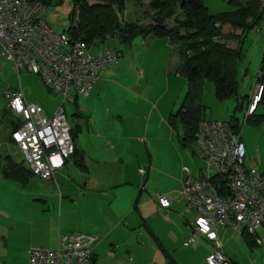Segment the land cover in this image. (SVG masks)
Listing matches in <instances>:
<instances>
[{
  "label": "rangeland",
  "instance_id": "374dc122",
  "mask_svg": "<svg viewBox=\"0 0 264 264\" xmlns=\"http://www.w3.org/2000/svg\"><path fill=\"white\" fill-rule=\"evenodd\" d=\"M228 1L203 0V4L210 14L217 15L231 11ZM126 2V11L123 15L125 21L140 20L143 24H148L146 23L148 19H144L146 6L135 5L134 0H126ZM44 7L42 21L54 32L62 33L66 28L64 23L67 22L72 10V1L49 0ZM222 30L228 33L229 28L224 27ZM155 41V39L145 41L137 39L131 48H125L117 38L112 37L106 39L103 44L92 47L90 49L92 53H97L99 49L109 50L113 54L122 53L117 60L118 64L115 66L113 64V67L110 66L102 71V73L110 71V76L114 77L115 83L110 87L112 93L107 88L92 91L91 94L89 93L88 100L85 97H78L76 104L71 102L72 96L64 102L62 96L49 92L40 77L26 69H21L17 74L13 71L10 61L0 58V155L5 151L14 163L22 164L26 168L18 149L6 144L10 135V123L15 121L16 116L13 114L4 116L7 95L12 90L21 89L25 93L26 102L39 105L43 116L50 117L62 104L66 122L70 128L80 126L86 130L84 119L74 114L92 103H96L94 106H98L101 112L111 107L120 108L118 111L125 114V127H130L126 119V114L131 112L130 105L138 103L137 115L131 118V122L133 124L136 122L134 120L139 118L136 129L140 130L147 125L148 113L150 109H153L154 115L148 123V142L151 143L150 149L155 157L154 165L161 173L171 178L167 183L162 181L165 179L164 175L162 176L157 170L153 173L150 188L155 191L158 188L164 192L174 187L177 182L172 178L177 179L178 164L182 160L183 164L190 169L193 178H196L199 170L204 167L202 161L197 158L199 150L196 144L191 148H183L179 142L182 134L180 126L174 130L167 122L163 125L157 120L158 110L171 105L174 106L173 112L178 109L187 86L182 76L174 74L173 70L178 64V59L176 53L172 54L169 41L168 55L162 52V50L165 52V47L161 43L154 44ZM238 42V40L230 41L228 45L231 48H237ZM148 45H150L148 50L138 51L141 48L146 49ZM241 47L244 56L237 66L239 83L237 96L220 102L215 97L212 82L205 81L202 87L201 103L205 108L206 119L225 122L236 120L239 126L238 136L246 153L244 168H256L259 173L263 174L264 118L258 117L264 116V106H258L253 120L246 123L244 118L256 87V76L264 48V13L258 27L244 35ZM137 64L140 71L137 70ZM117 65H122V68L113 70ZM117 84L133 86V89L124 87L126 91H122ZM100 97L102 100L99 102ZM94 106L92 111L98 117V110ZM95 126L103 127L104 121L97 122ZM136 147L141 149L142 146L136 145ZM142 153L140 150V154L137 155L138 166L136 165L132 170L130 168L127 174L128 181L136 180V183H133L134 186L131 187L118 188L119 197H132V200H136L139 187L135 185L137 184L135 178L137 175L139 184H141V173H144L146 169V165L142 163L145 161ZM144 155L147 158V154ZM131 158L134 159L133 156ZM2 163L4 164V161L0 160V164ZM116 172L115 170L118 176ZM0 190V195L2 194L0 216L6 217L8 213L11 219L17 217L19 220L17 232L8 233L6 240L0 237V264H29V255L27 257L26 254L28 238L25 234L29 231V226L23 218L19 217L31 214H34L38 227L45 226L43 228L45 232L55 228L58 230L59 227L61 234L71 232L96 237L93 250L99 257L98 264H166L161 247L178 264H205L207 256L216 250V244L220 246L221 253L235 264H264V236L261 229L256 231L260 240V244L256 243V246H250L240 234L228 227L218 229V243H210L195 236L191 244L183 246V243L191 236L192 227L189 223L194 218V213L188 209L183 196L182 201L174 206L169 196L172 204L169 209H160L156 205L154 208L151 206L150 211L142 217L139 214H133L127 220L126 228L120 226L107 232L110 228L109 214L100 206L103 204L101 201L89 199L90 191L85 183V176L71 160H68L62 172L54 175V180L43 181L32 177L26 186L10 181ZM122 191L124 192L121 194ZM96 202L97 205H95ZM0 222L5 224L1 217ZM148 228L154 237L149 234Z\"/></svg>",
  "mask_w": 264,
  "mask_h": 264
},
{
  "label": "built area",
  "instance_id": "2783aa9c",
  "mask_svg": "<svg viewBox=\"0 0 264 264\" xmlns=\"http://www.w3.org/2000/svg\"><path fill=\"white\" fill-rule=\"evenodd\" d=\"M261 2L264 6V0ZM44 9L29 0H0V58L10 61L17 74L26 69L39 76L64 102L74 95L86 98L100 73L116 64L119 56L107 50L92 53L87 44L71 42L66 33L54 32L41 19ZM261 91L262 86L256 84L247 115L255 110ZM6 106L20 122L11 139L24 164L34 178L52 180L74 151L62 104L50 117H43L39 105L27 103L24 92L15 90L7 95ZM195 143L204 167L196 178L184 171L182 191L194 213L193 235L218 243V229L228 227L260 244L256 231L261 229L264 236V174L244 168V146L228 122L200 121ZM157 202L163 209L170 206L167 196L158 197ZM193 235L185 247L193 242ZM96 240L82 233L60 235L56 249L30 250L29 264H95L92 250ZM216 245L205 264H232Z\"/></svg>",
  "mask_w": 264,
  "mask_h": 264
},
{
  "label": "trees",
  "instance_id": "16d2710c",
  "mask_svg": "<svg viewBox=\"0 0 264 264\" xmlns=\"http://www.w3.org/2000/svg\"><path fill=\"white\" fill-rule=\"evenodd\" d=\"M29 1L38 2L43 7L49 3V0ZM71 1L72 10L63 31L71 38V42H83L91 49L112 37L117 38L125 48H131L137 39L169 41L172 54L176 53L178 59L174 74L185 79L187 89L178 109L168 115L167 123L174 130L180 126L182 134L179 142L183 148H191L196 144L195 132L198 124L202 120H208L204 116L205 108L201 103L205 81L212 82L215 97L220 102L237 96L239 88L237 66L244 56L242 40L248 31L258 27L264 13L261 0H229L231 11L217 15L208 12L203 0H134L135 5L140 7L145 5L147 8L144 19H148L146 22L148 24H143L140 20L125 21L123 15L126 11V0ZM224 27L229 28L228 33L223 32ZM237 40L239 41L237 48L229 47L228 42ZM114 54L120 58L122 53ZM255 84L262 86V91L255 110L249 115L246 114L244 118L246 123L253 120L259 105L264 106V48ZM47 90L52 92L48 88ZM13 91L15 90L11 92ZM72 97L73 103L76 104L78 97L75 95ZM11 114L6 106L4 116ZM226 122L238 135L239 126L236 120ZM19 125V120L10 123L8 141L12 144L14 143L11 134ZM78 131L79 127L70 130L74 151L69 159L79 168H83L81 155L76 147ZM0 177L26 186L33 176L27 167L14 163L10 156H7L4 158V164H0ZM148 232L154 237L149 228ZM241 236L250 246H256L254 237L244 233ZM160 249L166 264H178L166 250L162 247ZM231 263L235 264L232 261Z\"/></svg>",
  "mask_w": 264,
  "mask_h": 264
},
{
  "label": "crops",
  "instance_id": "0c3cea01",
  "mask_svg": "<svg viewBox=\"0 0 264 264\" xmlns=\"http://www.w3.org/2000/svg\"><path fill=\"white\" fill-rule=\"evenodd\" d=\"M155 40L156 41L154 44L161 43V45L165 47V52L164 50H162V52L164 53V55H168L169 53L168 50H170L168 41H166V39H155ZM149 46L150 45H148L146 49L141 48L138 51H142V50L146 51L148 50ZM121 68L122 65L119 66L117 65V67H115L113 70H120ZM137 70L140 71L139 65ZM119 79H121V77ZM113 83H115V79L113 76L112 77L110 76V71H105L104 73L101 72V74L99 75V79L93 85L91 92L92 91L96 92L97 90H102L104 88L110 90V87L112 86ZM117 86L122 91L125 90L124 87H126V89H133V86H125L123 84L121 85L117 84ZM105 91L106 90H104V92ZM90 94L88 97H86L87 100L89 99ZM135 97L136 99H138L136 95ZM101 100L102 98L100 97L99 102ZM95 104L96 103H92L90 104V106H86L83 107L82 109H79L78 113L80 115L77 116L81 119H84L86 124V130H84L80 126H76L79 127V131L76 134V147L78 149L79 154L81 155L83 168H79L78 166H76L71 159L68 160H71L73 165L76 166L79 169V171H81L84 174L85 183L88 187V190L90 191L89 199H94V200L98 199L96 201H101L103 204H101L100 206L108 212L110 219L109 222L110 228L107 232L115 228L117 229L120 226L126 228L127 220H129V218H131L133 214L134 215L139 214L142 217V215H145L148 213V211H150L151 206L152 208H154L156 205L158 206V208L163 209L159 206L157 202V198L162 195L167 196V198L170 196L172 198L173 206L181 202L183 186L186 180L184 171L187 170L191 174L190 169L186 167L185 164H183V160L178 164L177 179H175V177L172 178L177 182L174 187L169 188L164 192L162 190H159L158 188H156L157 189L156 191L150 188V183L153 181V173L159 170L156 168L157 166L154 165L155 157L152 155V150L150 149L151 143L148 142V138H147L148 123L152 119V116L154 115L153 113L154 110L150 109L148 113L147 125L144 127V129L140 130L138 128L136 129V123L138 122L139 118H136L137 120L136 119L134 120L133 118L132 120L136 122L133 124L131 122V118L136 117L137 115V111H138L137 109L139 106L138 103L130 105L129 108L131 109V112H128L126 114L127 117L126 119L129 121L130 127L124 126L125 114L123 112L118 111V109L120 108L115 109L111 107L109 110H106L105 112H101L98 106H94ZM93 106L96 107L98 110V117H96V114L92 111ZM172 109H174L173 105L167 106L166 108L164 107L163 110H158V112H156L158 116L157 120L159 124L164 125V122H167L168 115L171 112H173ZM17 119L18 118L16 117L15 121H17ZM102 120L104 121V126L96 127L95 126L96 123L97 122L99 123ZM145 128H147V130ZM6 144L10 147L11 146L16 147L14 144L8 141V138L6 140ZM129 145H132L133 147H130ZM136 145H141L142 146L141 149L136 147ZM140 150L141 152H143L142 154L144 156L145 161H143L142 163L146 165V169L144 170V173L140 177L141 184H139L137 175L135 178L137 179V184L135 185L139 187L138 196L136 200H132V197L129 198L128 197L124 198L121 196L119 197L118 196L119 193L117 191L118 188L131 187L134 186L133 183H136V180L135 181L133 180L132 182L128 181L127 174L130 168L132 170L136 167V165L138 166L137 155L140 154ZM145 153L147 154V158L144 155ZM7 156H9V154L3 151L2 155H0V160L4 161V158ZM131 156L134 157L133 160ZM179 156L181 155L179 154ZM68 160L66 161L63 170L65 169ZM63 170L58 171L56 173H60ZM115 170L117 171L116 173H118V176H116ZM159 173L162 176L164 175L165 179H162V181L164 180L166 183L171 178L168 175L161 173L160 170ZM134 174H136L135 170H134ZM8 182L10 181L3 180L0 177V188L6 186ZM166 187L168 188V185ZM123 192L124 191H122L121 194ZM156 194L158 196H156ZM0 199L2 200V194L0 195ZM97 204L98 203L96 202L95 205ZM171 206L172 204L170 202L169 208ZM33 215L34 214L27 215L25 217H19V218H23L25 220V223L28 224L29 226V231L25 233L28 238V240L26 241L28 244L26 247L27 257H28V252L32 249H39V248L56 249L58 237L60 235H63L61 234V229L59 227L58 230H56L55 228L53 230L50 229L47 232L43 231V228H45V226L38 227L36 225L37 220ZM0 217L5 221V224L4 223L2 224L0 222V237L6 240L8 233H15L18 231L19 220L17 217H12L11 219V216L8 213L6 217L2 215ZM191 222L192 220L189 223L190 226H191ZM192 235H193V229L191 236ZM193 236L195 238V235ZM92 257L95 264H98L99 257L98 255L95 254V250H92Z\"/></svg>",
  "mask_w": 264,
  "mask_h": 264
}]
</instances>
